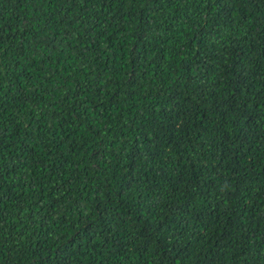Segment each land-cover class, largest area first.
Segmentation results:
<instances>
[{
  "label": "trees",
  "instance_id": "1",
  "mask_svg": "<svg viewBox=\"0 0 264 264\" xmlns=\"http://www.w3.org/2000/svg\"><path fill=\"white\" fill-rule=\"evenodd\" d=\"M0 264H264V0H0Z\"/></svg>",
  "mask_w": 264,
  "mask_h": 264
}]
</instances>
